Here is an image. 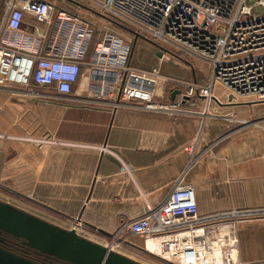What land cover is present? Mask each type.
<instances>
[{
  "label": "crops",
  "instance_id": "crops-1",
  "mask_svg": "<svg viewBox=\"0 0 264 264\" xmlns=\"http://www.w3.org/2000/svg\"><path fill=\"white\" fill-rule=\"evenodd\" d=\"M6 1L0 0V24ZM51 1L96 24L90 50L108 31L131 42L132 66L208 82L206 64L167 62L155 44L103 19L97 13L103 0ZM55 27L26 14L20 31L35 38L46 33L44 49L52 39L60 48L65 39L54 37ZM166 88V102L183 98L181 87ZM100 90L85 67L67 99L33 83L0 86V131L7 136H0V185L54 224L76 225L81 218L83 236L94 241L127 234L124 226L144 214L147 204L163 201L184 175L202 214L254 211L239 223L240 257L248 264L264 262V101L218 84L211 104L202 96L185 102L196 114L155 112L138 102L114 108L116 96H100ZM232 113L250 120L247 126L222 119ZM194 142L193 153L187 151ZM122 163L134 173H125Z\"/></svg>",
  "mask_w": 264,
  "mask_h": 264
},
{
  "label": "built area",
  "instance_id": "built-area-1",
  "mask_svg": "<svg viewBox=\"0 0 264 264\" xmlns=\"http://www.w3.org/2000/svg\"><path fill=\"white\" fill-rule=\"evenodd\" d=\"M98 3L97 13L103 19L155 44L162 59L190 62L193 58L207 64L208 82L132 66L131 42L108 31L90 50L96 24L71 10L58 9L54 1L7 0L0 24V86L33 83L53 88L57 98L67 99L85 67L100 82V96H116L114 108L138 102L148 111L196 114L182 106L195 96L211 104L218 84L232 94L264 101V0ZM26 14L56 26L54 37H64L63 47L52 39L44 49L46 33L35 38L20 31ZM167 84L181 87L183 98L160 101L167 94ZM195 148L196 142L185 149L193 153ZM104 151L111 150L105 146ZM122 170L132 175L135 168L122 163ZM253 213L246 209L202 214L194 186L182 175L163 201L147 204L144 214L124 230L141 238V250L163 264H248L240 257L239 223ZM75 222L78 230L81 218Z\"/></svg>",
  "mask_w": 264,
  "mask_h": 264
},
{
  "label": "water",
  "instance_id": "water-1",
  "mask_svg": "<svg viewBox=\"0 0 264 264\" xmlns=\"http://www.w3.org/2000/svg\"><path fill=\"white\" fill-rule=\"evenodd\" d=\"M0 233L20 240L36 253L65 264H144L81 236L76 229H66L2 200ZM0 264L46 263L0 243Z\"/></svg>",
  "mask_w": 264,
  "mask_h": 264
},
{
  "label": "rangeland",
  "instance_id": "rangeland-1",
  "mask_svg": "<svg viewBox=\"0 0 264 264\" xmlns=\"http://www.w3.org/2000/svg\"><path fill=\"white\" fill-rule=\"evenodd\" d=\"M174 58H171L170 60H166L165 61H171ZM192 62L196 63V62H201L202 65H204L205 63L200 61V60H196V59H191ZM207 65V64H206ZM206 65H204V67H206ZM168 66H172L171 64ZM173 67V66H172ZM207 68V67H206ZM146 71V70H145ZM197 72H199V70H197ZM255 98V97H254ZM160 101L162 102H166V96L164 98H160ZM182 109H186L182 106ZM188 110V109H187ZM222 119L229 121V122H238L240 124H243L242 126L248 124L250 120H245V119H239L237 114H225L223 115ZM233 124V123H231ZM247 126V125H246ZM5 131H0V136L2 137H7L4 134ZM7 133V131H6ZM198 142H196V147H197ZM189 146V145H188ZM187 147V146H186ZM0 200L5 201V202H9L17 207H20L22 209H25L28 211V208L30 206V202L28 200H25V198L20 197V196H15L14 193H12L8 188L7 185H0ZM39 209L38 206H35ZM31 208V206H30ZM58 225V224H57ZM61 226V225H59ZM76 225L73 222L67 223L62 225L61 227H64L66 229H74L73 227H75ZM77 231L78 234H80L81 236H83V228L82 226L77 227ZM85 235V234H84ZM85 237V236H83ZM97 243H100L104 246L110 247L112 250L121 253L123 255H126L136 261L142 262L144 264H163L162 262H160L159 260H157L156 258H153V256H150L149 254L143 252L141 250L140 247L143 246V240L141 238H139L138 236L128 233L120 236V237H114L112 239H107V238H98L97 240H94Z\"/></svg>",
  "mask_w": 264,
  "mask_h": 264
},
{
  "label": "flooded vegetation",
  "instance_id": "flooded-vegetation-1",
  "mask_svg": "<svg viewBox=\"0 0 264 264\" xmlns=\"http://www.w3.org/2000/svg\"><path fill=\"white\" fill-rule=\"evenodd\" d=\"M0 243L4 244L7 248L12 249L14 251H17L21 254L27 255L32 257L33 259L39 261V262H44L48 264H65L62 261L54 260L50 257H47L45 255L36 253L26 245H24L20 240H17L11 236L1 234L0 233Z\"/></svg>",
  "mask_w": 264,
  "mask_h": 264
},
{
  "label": "bare ground",
  "instance_id": "bare-ground-1",
  "mask_svg": "<svg viewBox=\"0 0 264 264\" xmlns=\"http://www.w3.org/2000/svg\"><path fill=\"white\" fill-rule=\"evenodd\" d=\"M160 83L162 84L163 82H162V81H160Z\"/></svg>",
  "mask_w": 264,
  "mask_h": 264
}]
</instances>
